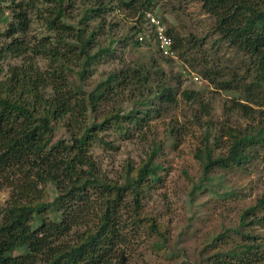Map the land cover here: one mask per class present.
Here are the masks:
<instances>
[{
    "label": "trees",
    "instance_id": "obj_1",
    "mask_svg": "<svg viewBox=\"0 0 264 264\" xmlns=\"http://www.w3.org/2000/svg\"><path fill=\"white\" fill-rule=\"evenodd\" d=\"M45 1L47 8L38 6L40 0H0V191H10L0 206V264H133L138 243L171 260L176 253L170 245L178 237L158 213L145 211L149 190L162 180L161 144L153 140L138 167L127 160L119 182L103 177L89 153L96 144L111 147L110 134L147 140L153 121L180 100L188 105L200 100L193 90L180 93L173 84L177 75H170L172 84L164 81L167 75L159 67L178 60L192 42L166 29L177 58L160 52L150 17L156 16V0ZM199 1L215 20L218 46L224 43L239 59L232 67L206 69L204 78L218 90L239 93L233 108L244 116L255 111L253 106L264 109V0ZM35 15L50 33L39 42L29 36ZM117 16L126 31L118 30ZM142 47L155 50L147 63L126 59ZM109 59L120 67L86 90L96 68ZM191 65L198 70L196 59ZM157 77L161 82L155 85ZM201 106L207 111L205 102ZM212 127H206L196 153L199 180L190 195L211 190L217 180L223 192L216 201L229 211L227 201L238 188L228 175H264V118L244 132L229 127L214 141ZM171 129L172 135L179 131ZM61 132L66 136L57 139ZM262 183L256 205L243 216L248 222L214 233L196 262L180 249L181 260L186 259L180 264H264V242L256 234L264 226ZM209 202L198 204L183 237H193L191 228ZM229 229H235L238 241L229 239ZM20 248L26 252L17 254Z\"/></svg>",
    "mask_w": 264,
    "mask_h": 264
},
{
    "label": "rangeland",
    "instance_id": "obj_2",
    "mask_svg": "<svg viewBox=\"0 0 264 264\" xmlns=\"http://www.w3.org/2000/svg\"><path fill=\"white\" fill-rule=\"evenodd\" d=\"M156 1L158 3L153 9V14L164 22L165 30L172 29L173 33L179 35L184 41L189 39L192 42L179 54V59L171 65L159 62V67L167 75V79L164 78V81L167 80L168 83L172 84L169 81L170 75L175 74L178 81L175 80L173 84L177 88L180 87V93L185 89H190L198 93L201 98L190 105L180 100L176 109L164 118L153 121L152 129L148 132L150 136L147 140H141L138 136L123 140L118 135L110 134L106 139L111 141V147L96 144L91 148L89 155L92 156L103 177L119 182L122 179L123 167L126 165L127 160L131 159L138 167L142 159H145V152L148 151L153 140L157 144H161L162 155L158 158V161L164 164L162 180L153 189L149 190L145 199V211L158 213L162 217V222L168 226L169 231L178 237L175 238L177 242L170 245L171 250L176 255H171V260H169L166 256L153 252L152 248L151 250L149 247L144 248V244L138 243L135 246V257L132 262L133 264H180L183 260L186 261L184 257L181 260L180 249L186 248L192 255L191 260L196 262L200 250L209 242L214 233L219 234L228 227H242V223H246L248 220L244 221L243 216L252 206L256 205L257 197L262 189V180H264L263 173L251 172L245 174V172H236L229 174L230 185H235L238 188V194L235 195V198L227 201L229 211H225L224 206H221L223 203L225 205V202L219 204L216 201L219 197L218 194L223 192V188L220 187L217 180H213L215 182L211 185L210 189L213 191L199 192V194L191 196L193 183L199 180L200 164L196 158V153L203 145L202 138L206 127L208 125L213 126L211 128L213 132L210 137L211 141H214L215 137L223 135L229 127L244 132L264 118V109L252 105L255 111H250L249 116H244L242 112L233 108L234 102L241 99L239 93L218 90L204 78L203 73L206 72V69L232 67L235 63H239V59L232 49H229L224 43L218 46V37L213 32L215 20L204 11L202 3L199 0ZM47 3L45 0H40L38 6L47 8L49 7ZM8 5L3 6L7 18L11 15V12L6 9ZM33 18L29 36L33 37L34 41L39 42L41 37L48 36L50 33L44 27L43 22L37 21L36 15ZM115 21H117L118 30L123 29L126 31L127 25L123 24L118 16ZM101 41L105 40L101 39ZM189 48L190 50L187 51ZM118 49V55H121L123 45L119 46ZM153 52H155L153 48L142 47L136 54L131 52L125 56L129 61L132 59L144 64L149 61ZM193 59H196V66L198 67L196 71L192 69L191 62ZM39 64L44 67L46 62L40 59ZM120 65L116 60L110 59L101 64L96 68L97 72L92 76L91 81L85 84L86 90L95 87L100 80L104 79L106 73H111L114 69H118ZM204 66L206 68H202ZM74 79L77 87L80 83H78L76 77ZM159 82H161L160 78L157 77L155 85ZM204 102L207 104V111L201 106ZM127 105H123V109H126ZM131 106L132 104H129V108ZM195 116L198 118L197 121L201 119L199 124ZM173 126L179 129V131L173 132L174 135L170 133ZM65 136L64 132H61L56 138ZM227 139L228 136L224 135L221 142L226 143ZM263 166L264 163L261 164V167ZM54 190L53 186H49L51 193H54ZM9 196L10 191H0L1 207L5 206ZM206 201L211 202L201 209L200 213H203V215L201 214L200 222H196L195 227L192 226L191 228V232L195 234L193 233L194 235L191 238L183 237L181 232L197 212L196 207ZM234 230L229 229L230 233L228 235H231L229 239L234 237L232 240L236 242L240 239V236H235ZM247 230L248 228L242 230L243 234L246 235ZM257 230V237H260L264 242V226L257 227ZM25 252L24 248H20L17 254H24ZM177 258L179 259L174 260ZM185 264H190V261L188 260Z\"/></svg>",
    "mask_w": 264,
    "mask_h": 264
},
{
    "label": "built area",
    "instance_id": "obj_3",
    "mask_svg": "<svg viewBox=\"0 0 264 264\" xmlns=\"http://www.w3.org/2000/svg\"><path fill=\"white\" fill-rule=\"evenodd\" d=\"M150 17L151 24L155 25L157 30L158 49L165 56L175 57V53L172 48L173 40L171 37L166 35L165 27L162 24L161 20L153 16ZM140 40L142 41L143 38L141 37Z\"/></svg>",
    "mask_w": 264,
    "mask_h": 264
}]
</instances>
